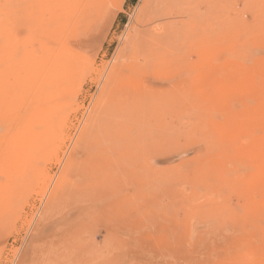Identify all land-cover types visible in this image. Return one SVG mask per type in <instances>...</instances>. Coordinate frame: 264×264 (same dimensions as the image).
<instances>
[{
	"label": "rangeland",
	"instance_id": "obj_1",
	"mask_svg": "<svg viewBox=\"0 0 264 264\" xmlns=\"http://www.w3.org/2000/svg\"><path fill=\"white\" fill-rule=\"evenodd\" d=\"M13 1L15 0H0L2 4L0 7V23H2V26L0 25V93L2 94L0 96L3 98L1 101L0 97V167H2L0 171L3 172V174L0 172V185L5 184V186L0 189V198L2 199H0V264H264V186H262V188L259 187L261 182H259L258 175H256L258 173L257 170H260L261 165L264 164V160L255 159L253 161V158L250 159V157L241 155V152L248 153V150L250 154L252 151L254 152L255 144L253 134L263 135L264 129L260 128L262 127L261 125L259 127L256 126V130V127L248 128L246 131L237 129V135L235 137L237 141L236 145H225L216 137L215 132L211 130L212 128L209 122V120H221L225 108L222 107L223 111L213 108L206 113H197L198 111H194L195 114L192 112L193 115L191 114L192 117L189 118L190 114L187 112L186 116V111L182 108L184 105L183 103L185 101V103H187L188 101V99L183 98L184 94H181L180 100H166L165 103H174L176 101L177 104L174 103L175 105L173 106V104L170 103V106L164 103L162 105H165L164 108L162 107L163 109L156 108L157 114L155 112L156 109L150 110V108H148L149 110L147 109L148 111L146 110V113L144 110L133 113L134 116L130 114L131 119L129 120H133L135 123L132 122L135 125L127 120L128 118L125 120L126 125L120 135L126 134L132 137L133 134V139H140V136H142V130L140 129L145 128L147 132L144 130L146 133H143L144 136L146 135V139L143 137L144 140L148 139L147 141L151 140L153 142L152 139H156L157 137L154 142L157 143V141H159L162 151L160 148L158 149L160 154L158 157L159 159L156 160V158H154L151 160V163L162 168L165 172H163L164 176L159 182L155 180L156 178L153 175L150 176V174H147L148 176L146 178L148 182H146L148 184L151 183V185L149 184L146 187H150L151 191L153 190L154 192L146 190L149 194L146 198H142L141 200L138 199L137 196H134L138 201H134V198L130 200V204L132 201L137 204H133V213L131 214L133 231L126 233L123 228H117L118 235L123 238L121 242L115 244L105 242L106 238L110 239L112 237L117 239L115 228L110 227L114 235H109V233L106 234V227H103V224L113 218L112 214H110V210H108L110 203H104L100 200L97 204L99 205L98 209L94 211L92 207L89 212L84 213L81 217L77 216L78 209H82V207L89 208L93 202L99 199H107L116 192L117 189L119 190L123 187L125 181L121 175L123 171L119 172L120 169L115 170L118 172L116 175H112L111 179H116L115 176L120 173L119 175L121 176L118 175V177H121L123 181L117 177V180H120V182L117 180L112 181V186H110L109 179L108 183H106V185L109 184L111 188L116 186V188L114 187V189L111 190L112 192L109 190L111 188L108 187L104 188V191H102L104 185L101 186V188L98 187L99 189L97 188V190L93 187H91L90 190V187L87 186L85 188V185H81L77 188H70L73 191L69 189L64 195L65 198L63 197L60 200L61 202L58 200L53 203L54 205H49L48 203L49 194L61 174V171L64 169L68 153L74 145V141L83 126L82 124L90 113V110H94V103L97 100L101 88V84L98 82L99 76L102 72H107V70L119 60V55L122 53L121 51H125L124 48L126 47L129 35L134 34L135 29L143 28L139 26L137 21L143 11L146 9H151V12L154 11L152 13L151 24L146 26L150 27V29L152 28L154 32L155 30L158 31V33L162 31L161 35L166 33V35H164L166 37L162 36V38L167 39L164 41L165 44H158L160 45L158 50L163 54V59H160L163 64L158 66L155 71H152L154 73L148 79L151 85L154 87L165 85L168 87L171 86V89H176L179 82L184 81L188 84L187 86L194 90L199 79H202L207 85L209 84L211 86L213 83L212 81L215 80L216 77L222 75V78H220L226 80L234 75L233 77L238 78V80L240 79L239 82L245 81L246 79H249L251 82L252 79L251 83H253L254 91L252 90L253 87H251L252 84H248L249 82H247V86L237 85V88H239V92H237L239 94H241V92L245 94L246 92H248V94L250 93L249 97L246 96L248 95L246 94L244 98L248 97L246 101L252 103L253 101L250 99L252 96V98H256V94L259 95L261 93L262 96H264V78L260 81L261 77H264V0H215L216 3L218 2L220 4L218 5L222 10H219V13H215V16L217 14V18L213 14L207 13L208 8L205 0H178V2L176 0H173V2L172 0H107V6L96 18V23L92 30L85 34L87 36L84 37V40L80 38L84 36V34H79V36L74 39V44L79 50L78 68L80 71L76 78H74V83L72 82L71 85L67 86L63 95L65 92L66 94L60 99L61 103L62 101L63 103L59 107L61 110L56 115L58 116L61 113V117H57L56 120L57 122L61 121L59 124H62L58 125L55 122L54 126L60 127H57V129L55 127L54 132L57 133L52 135V141L50 140L47 143V149L44 148V151L38 155L39 158L37 155L34 157V154L32 155L30 152L29 154L28 145L23 143V139V141L20 140L24 134L23 130L25 131L26 128L23 122L28 114V110L25 109L28 104L29 92H27V94L24 92L21 94L22 91L19 88L21 84L19 85V83L22 78L20 77L18 82L20 76L18 73L20 71L22 75L23 69L18 63L26 62L27 59L24 58L26 51L33 50V53L30 51L31 54L38 55L42 52L41 46L43 42L45 45H52L55 43L53 39L54 36L44 29L47 27V18H49V20L51 19L50 21H52V18L51 14L50 16L48 15V8L42 6V8H36L38 10L40 9V12L37 13L30 9L29 15L26 16L28 18H25V22H23L24 18L20 17L21 14L15 13L17 11H14V9L10 7ZM16 2L18 4H16V7L20 13H22L23 9H27L24 5V0H16ZM197 6L199 7L198 11L200 13L195 15L193 12L197 9ZM225 7L228 8V10L223 9ZM225 10L229 12L226 13L227 11L224 12ZM212 17L216 21L217 19L220 20V27L218 29L220 36L218 35V41L216 35V42L212 37H215L214 34L218 31H216L214 26H210L214 23ZM202 18L205 20H202ZM1 19H3V22H1ZM226 20H230L231 22H227ZM216 21L214 25L217 27L218 21ZM208 22V26L214 29L207 26ZM39 25L43 26V28ZM226 25L229 29L225 28ZM205 26L206 28L208 27L207 29L210 34L211 30H215V32L212 31V36L206 32L208 37L209 35L211 36L210 38L212 39L210 40H206V34L204 36ZM168 27L170 28L169 30ZM46 32L49 33L48 36H53V40L50 36H47ZM3 33H5V35ZM187 38L189 39L188 41ZM203 39H205V41ZM201 40L204 42L202 43ZM193 41L195 44L192 43ZM208 41H212L211 43L216 47L219 45L218 48L220 50L215 48L217 51H220H218L219 53L217 52L218 55L216 54L218 57L215 55L218 61L215 60L213 54L210 55V58L213 57L214 62L213 59L210 60V58L206 60L207 55L209 56V54L206 55L207 52H203L206 58L203 57L201 53L198 55L197 52L195 53L193 47L199 49L198 46H202V48L204 47L206 50L207 48L213 50V45L209 44L211 46L208 47V44H206ZM161 42L163 43V41ZM7 44H10V47ZM14 45L16 46L14 47ZM27 45L28 47H26ZM148 45L149 44H146L141 48H137L131 55L126 53L124 59L126 61L132 59L138 64L144 63L150 49V45ZM152 46L157 48L156 44ZM233 48L236 49L233 50ZM214 50L213 52L215 54L216 50ZM200 51L202 52L203 50ZM231 51L232 53H230ZM178 54H180V57ZM231 54L235 55L234 60L236 59V63L238 64H236L235 61L234 64L232 63L233 56L229 57ZM121 57L123 58V56ZM203 58H205V60H203ZM228 58H232V62H229L228 60L230 59ZM23 63L22 65H24ZM197 63H200L199 66H196ZM207 63H210L211 67L214 66V68L208 69V67H205L206 69L204 72L208 73L207 75H203L204 72L202 67L203 65H207ZM218 63L223 65L222 68ZM228 63H231L233 67L235 66L234 69H232V66H227L226 64ZM241 63H243V66ZM6 65L8 66L6 67ZM157 65L156 62L155 67ZM193 65H195V69L190 70V67L193 68ZM200 66L201 70L198 68ZM17 68L18 73L16 71ZM222 70L223 73L221 72ZM210 71H212V73ZM233 72L237 73L234 74ZM253 73L256 77L260 76V78L255 79ZM256 74H258V76ZM195 75L198 76V80ZM247 76L248 78H246ZM191 77L193 80L190 81ZM202 77L205 78L203 79ZM256 80H258V82ZM16 86L19 91L16 89ZM210 86L209 90L211 91H209V94L213 95L217 87L214 88ZM245 88L247 91L244 90ZM249 88H251L252 91H250ZM258 89L259 91H257ZM14 90L17 92L15 95L13 92ZM235 90L233 91L232 89V91H230L236 94ZM25 94L26 96L22 98V101L21 97ZM18 95L20 100L18 101L17 99L16 102L18 103L14 105L15 96ZM237 95L230 98L228 103L230 106L227 107L230 109V112L234 111L235 114L243 111L245 105L249 104H245V99L242 98L241 95H239L241 97H237ZM4 101L7 104H5ZM21 101L24 103L26 102L25 104L23 103L24 106L22 104V109L20 108L21 105L20 107L18 106V104H21ZM210 103L216 106L215 103ZM253 104H255V102H253ZM177 105L178 107L180 105L179 109ZM17 107L18 109H16ZM9 108L10 110H8ZM159 110H161L160 113H158ZM7 111L10 112L6 114ZM150 112L152 114L151 116L149 115ZM183 115L185 117H182ZM140 116L146 118V120H143V123L144 121L148 123L146 125L142 124L143 127L140 126L141 121L138 118ZM148 117H150V120L147 119ZM159 117L161 118L160 120ZM127 121L130 123L128 124ZM164 123L168 128L167 131L165 130L166 133L163 129L162 131L165 135L167 134V136L170 137V140L163 142V138L165 137L164 140H167V136H163V133L162 136H160L161 134H158V131H160L161 125L165 126ZM171 124L172 126L175 125L174 129L171 127L175 130V134H173L174 136L172 137L170 135L173 131L168 132V130H171V128H169ZM147 125L150 126L148 127ZM139 126L141 128L138 129ZM109 127H106L105 131H107ZM130 128L135 129L131 130ZM104 129L105 127H101L100 131L103 132ZM260 129L263 132H261ZM108 130L113 133L110 128ZM105 131L103 132L104 138L106 139L107 137L110 142L114 141L116 135L113 133L105 137ZM132 131H135V134L132 133ZM162 131H160V133ZM137 133L138 136H136ZM113 135L114 137H112ZM101 136H97V142L106 143L105 139V141L101 140L103 138H101ZM117 137L120 139L115 141L119 142L122 138L120 136ZM158 137H161V139L158 140ZM53 139H56L55 142ZM176 141L177 143L174 144ZM263 143L264 142H262V144ZM51 144L55 146L51 148ZM262 144L260 145V149L264 152ZM130 146V148L133 149L135 147V141H133V143L131 142ZM164 147L166 149H163ZM167 148L170 150H167ZM23 149L27 153H24ZM21 150L24 157L25 155L27 157V154H29L30 157L27 158L29 161H32V163H29L30 167H23L21 171H19L16 169L15 165L18 166L19 164V162H17L18 158H20V160L24 159V157L22 158V153L20 154L19 152ZM109 151H107L108 156ZM117 152L119 153V151ZM117 152L113 154L110 151V155L113 154L112 157L116 158L118 161L115 162V165H119V163L121 165L123 163L122 158L124 159L123 164L130 163L132 165L136 163L133 162V158L131 159L129 156L128 159L125 160L127 155L123 153L125 152L123 149L120 150V153L122 152L125 157L121 155V158ZM13 153L18 156L17 161L14 160L16 158ZM151 153L153 152L151 151ZM32 157L35 159L34 162L36 163L33 162ZM11 158L13 159L11 160ZM25 159L24 161L21 160V162H25ZM38 161L41 162L38 163ZM28 162L26 161L27 164ZM260 162L261 164L258 166ZM8 164L9 166L12 165L11 169ZM115 171H113L114 174ZM123 177L126 178V176ZM254 178H256V180ZM21 179H23V183ZM154 181H156L158 188ZM113 182H115L116 185H114ZM126 182L128 183L131 181L127 179ZM130 185L133 187V183H130ZM126 186H129V183L128 185L126 184ZM92 188L95 191L92 190ZM75 189L76 192L74 194L79 193V195L74 196V194H72ZM87 189H89L90 192L87 191ZM84 190L86 194L89 192L87 197L86 195H84L85 197L82 196L85 192ZM102 192L107 194L105 195V193ZM158 192L160 193L158 194ZM90 194L93 195V197H91ZM95 194L98 196L96 197ZM80 197H82V202L80 200L81 203L77 200L80 199ZM84 198L85 200H83ZM139 201H141V203ZM143 201L144 204L148 205L145 206L142 204ZM63 218L65 219L63 220ZM119 218L122 220L121 216L117 217V219ZM50 222H53L51 223V230L48 228V231L44 232L43 235L39 234L36 236L35 245L32 246V232L36 233L38 228ZM120 226L121 225H119V227ZM93 242L94 245L92 246ZM25 255L27 256L26 259L21 261L22 257ZM239 257L241 260L238 259Z\"/></svg>",
	"mask_w": 264,
	"mask_h": 264
},
{
	"label": "bare ground",
	"instance_id": "obj_2",
	"mask_svg": "<svg viewBox=\"0 0 264 264\" xmlns=\"http://www.w3.org/2000/svg\"><path fill=\"white\" fill-rule=\"evenodd\" d=\"M106 1L107 0H24V5L27 7V9L26 8L23 9L22 13H20L18 8L16 7V4H17L16 0L11 2L10 7H12L14 9V11H17L15 13H17V14L19 13V15L21 14L20 17L24 18V21L21 18V20L23 22H25V18L26 19L28 18L26 16L29 15V10L30 9L34 10L33 12L37 13V12H40V9L38 10L36 8H42V6H45V7L48 8L47 9L48 10L47 11L48 15L50 16V14H51V18H52V21H50L51 19L49 20V18H47V25H46L47 27L44 28V29L49 31L50 34H52L54 36L53 39H54L55 43H53L52 45H49V44L45 45L44 42H43V45L41 46L42 47L41 48L42 52L40 54H38V55L37 54L36 55L31 54V52L33 53V50L31 51V50L26 49V50H28V51L25 50L26 51L25 53L27 54V58H26V54L24 55L25 57L23 56L25 59H27L26 62H24V63L22 62L24 65H22V63H18V64H20V67H22V69H23L22 70L23 74L21 75L20 71L18 73V68L16 69L17 73L20 75L19 78H18V82L20 80V77L22 78L21 82L19 83V85L21 84L20 87H19L21 89V91H22L21 94L23 92L26 93V94H27V92H29L28 101H27L28 102L27 108L26 109L24 108L25 110H28V114L26 116V119L23 122V124H25L24 127H26V128H25V131L23 130L24 134L23 135L20 134V135H22L20 140H22V139L24 140L23 143L28 145L27 148H29L28 149V153L30 152L32 155L34 154V157H35V155H37V157H38V155H40L44 151V148L47 149L46 148L47 147L46 145H48L47 143L53 137L52 135L53 134L55 135V133H57V132H54L55 127H56V126H54L55 122L58 125L62 124V123L59 124L61 122L60 119H59L60 122H57V120H56L57 117H59V118L61 117V113L58 116L56 115L61 110V109H59V107L63 103V101L61 103L60 99L62 98V96H64L66 94V92H65V94L63 95L64 91L67 89V86L71 85L72 82L74 83V81H75L74 78H76V76L78 75V72L80 71V69L78 68L79 50L77 49V46L74 44V39L77 38V36H79V34H84V36L80 37V38H83V40H84V37L87 36L85 34L89 33L92 30L93 26L96 23L95 22L96 18L101 14V12L107 6L106 5L107 4ZM176 1L178 2V0H176ZM172 2H173V0H172ZM175 2H174V4H175ZM205 2H206V5H207V8H208V12L207 13H210L211 15L213 14L215 16V13H219V10H221V7L219 6L220 4L218 2L216 3L215 0H205ZM189 4H191V3H189ZM1 6H2V4L0 3V7ZM148 7H150V6H148ZM196 8L197 9H195V11L193 12V14H195V15L200 13L198 11L199 7L197 6ZM223 9H227L228 10V8H226V7L223 8ZM36 10H38V11H36ZM150 10L146 9L145 11L142 12V15L140 14V16L138 17L137 21L139 23V26H141L143 28L135 29L134 34L129 35L128 40L126 42V47L124 46L125 47L124 48L125 51L123 50L124 53H123V51H121L122 53H121V55H119L120 56L119 60L116 61L112 65V67L107 70V72H105V73L102 72L101 75L99 76L98 82L101 84V88L99 90L100 93H99V95L97 97V100L94 103V107L92 106L94 108V110H90V113L85 118V120H84V122L82 124L83 126L81 127L80 132L78 133V135H77V137H76V139L74 141V145H73L71 151L68 153V156H67V159H66L67 161L65 162L64 169H63V171H61V174L59 175L55 185L53 186V188H52V190H51V192L49 194L50 196H49V202L48 203L50 205V204L55 203L58 200L60 201L64 197L65 193L69 191L70 188H77L78 186L85 185V188L88 186V187H90L89 188L90 190H91V187H93V188H95L97 190L98 187L101 188V186H103V185L105 186L106 183H108L109 179L111 181V182L109 181V184H110V186H112L111 185L112 181L117 180V177L120 174V173H118L117 176H115L116 179L114 177H113L114 179H111L112 175H116V173L118 172V171L116 172L115 170L120 169L119 172L123 171L124 175L121 173L122 178H124V181H125V183L127 185L129 183V186H126L125 183L123 185V183H122L123 187L121 185L122 188H120L119 190L117 189V191L114 192L107 199H99L98 201L93 202L92 205L89 206V208L82 207V209H78L77 210L78 211L77 216L81 217L82 215H84V213L89 212V210L92 207L94 208V211L96 209H98L99 205H97V204L99 203L100 200L103 201L104 203H110L108 210H110V214H112L113 218L110 217L112 219L108 220L107 222L105 221L106 223L103 224V227L104 228L106 227V234L109 233V235H114V233H113V231H112V229L110 227L115 228L116 233L118 231L117 228H119V229L123 228L126 231V233L127 232L130 233V232L133 231L131 214L133 213V210H132L133 207H134L133 204L134 203L136 204V202L133 203V201H132V203L130 204L129 203L130 200L134 198L135 199L134 201H136L137 198L141 199V200H142V198L143 199L146 198L147 195H149L146 190H148L150 192H154L153 190L151 191L150 187H148L149 189L146 187L149 184L151 185V183H149V184L147 183L148 181H147L146 177L149 174H150V176L153 175L156 178L155 180L157 182H159V181H161L160 179H162L163 176H164L163 172H165V171H163L162 168H159L156 165H153L151 163L152 159H154V158H156V160L159 159L158 157L160 156V154H159V150L158 149L160 148V150L162 151V148L160 147L159 141H157V143L154 142V140H156L157 137H156V139H152L151 138L153 140V142L151 140L147 141L148 139L144 140V138L146 137V135L145 136L143 135V133H145L144 130L146 131L145 128L144 129H140V130H142L141 131L142 136H140V139H136V140L133 139L132 138L133 134H132V137H130V135L128 136L126 134L120 135V133H122V130H124V127L126 125L125 124L126 118H128L127 120L131 119L130 114L133 115V113H138V112H141V111H144V110H145L144 112L146 113V110L148 108H150V110L151 109H156V108H162V107L164 108L166 104L170 105V106H171V104H173V106H174L175 105L174 103L177 104V102H176L177 99L180 100L181 94H184L183 98L184 99H188V101H187V103H185L186 101L184 103L181 102V103L184 104V105L183 104H181V105H183L182 108L186 111V116H187V112L190 114L189 118L192 117L193 114H195L194 111H196V112L198 111L197 113H199V112H205L206 113L207 111H209V110H211L213 108H217L218 110H222V107L225 108L224 111L222 110L223 113H222V119L221 120H216V121L209 120L210 126L212 128L211 130L213 132H215L216 137L218 139H220L225 145H236L237 141H236L235 137L237 135V129H241V130H245L246 131V129H248V128H251V127L255 128L256 126L259 127L260 125L262 126L260 128L264 129V96H262V93L259 94V95L256 94V96H257L256 98H252L253 96L250 98V99H252L253 102H255V104H253V102L251 103V102H247L246 101L247 98L250 96V93L248 94V92H246V94H248V95H246L245 93H242L241 90H240L241 94L238 93L239 92V88H237V85H244V86L246 85L247 86L248 84H252V86L251 85L250 86L253 87V83H251L252 79H251V82L249 81V79H246L245 81L244 80L242 81V78L240 77L242 82H239L240 79L238 80V78H235V77H233L234 75H232L231 78L223 80V79H221L222 78L221 77L222 75H221L220 76L221 78L220 77H216L215 80L212 81L213 83L210 86L209 84L207 85L204 81H202V79H199L197 75H195V77L197 76V80L199 79V81H198L196 86L194 85L195 86L194 90L191 87L187 86L188 84L185 83L184 81L179 82V84L176 87V89H171L170 88L171 86L168 87V86H165V85H162V86H159V87H154L153 85H151V83L149 82L148 79L154 73L152 71H155L158 66L163 64V63H161L162 61H160V59H163V54H161L160 50H158V48L160 46L158 44L159 43L165 44L164 41L167 40V39L166 38H162V36L166 35V33H163L164 35H161L162 34L161 30H160L161 31L160 33H158V31H156V30L154 32V31H152V28L150 29V27L146 26V25L151 24L150 22H152L151 18H152V13L154 11L151 12ZM193 10H194V8H193ZM227 10H225L224 12H226ZM150 12H151V14H150ZM155 12H156V10H155ZM228 12L229 11H227L226 13H228ZM200 17H197V18H200ZM215 17L217 18V14H216ZM212 19H213V22L215 23L216 20H214L213 17H212ZM2 20L3 19H1V22H3ZM202 20H205V19L202 18ZM217 21H218L217 27H216V25H214V23H212V25H210V26H214L216 28V31H218L216 34H214L215 37H212L213 40H215V42H216V39H215L216 35H217V38H218V35H219V30L218 29L220 27V22H219L220 20L217 19ZM229 21H227V22H229ZM50 22H52V23H50ZM1 24L2 23H0V25ZM200 24H202V23H200ZM208 24H209V22L207 23V26H208ZM231 24H229V25H231ZM39 26L41 28H43V26H41V25H39ZM210 26H208V27H210ZM169 27H168V30L170 29ZM232 27H234V26H232ZM204 28H205L204 36H205V34L207 35L206 32H208L210 34V32L206 28V26ZM210 28H212V27H210ZM225 28L229 29V27L227 28V25H226ZM196 29H198V28H196ZM212 29H214V28H212ZM200 30H201V28H200ZM3 31H4V29H3ZM45 31H44V33H45ZM212 31L213 30H211V34H213ZM213 32H215V30ZM170 33H167V34H170ZM196 33H197V31H196ZM3 34L5 35V33H3ZM48 34L49 33H47V36H48ZM210 35H209V37L207 35L206 40L212 39V38H210L212 35L211 36ZM49 36L52 39L53 36H51V35H49ZM195 36H197V35H195ZM164 37H166V36H164ZM160 40L163 41V43ZM188 40L189 39L187 38V41ZM203 40L205 41V39H203ZM203 40H201L202 43L204 42ZM217 40L219 41V38ZM45 41H46V39H45ZM194 41H197V40H194ZM194 41L192 42L193 44H195ZM211 42L208 41V43H206V44H208V47L213 45ZM235 42H236V40H235ZM9 43H12V42H9ZM50 43H52V42H50ZM13 44H15V43H13ZM146 44L150 45V46L148 45L150 49H149V51L147 53V57H146V60L144 61V63L138 64V63H135L132 59L130 61H129V59H128V61H126L124 59V57H126V53L131 55V53L134 50H136L139 47L141 48L142 46H144ZM155 44H156V47L158 45L157 48L152 46V45H155ZM199 44H201V43H199ZM209 44H211V45H209ZM7 45H9V47H10V44H7ZM15 46L16 45H14V47ZM218 46L216 47L215 45H213V50L215 48H218ZM26 47H28V45ZM198 47H199V49L197 48L198 51H197V49L195 47H193L194 50H195V53L197 52V55L201 53V55H202L203 52L204 53L207 52L206 55L209 54V56L207 55V58H206V55L204 56V54H203V57H205L206 60H209L210 55L213 54L215 56L216 54L218 55V53L220 52L219 48H218L219 52L215 49L216 51L215 50L214 51L216 53L214 54L213 50L210 49V48H209L210 50L208 48L206 50V48H204V47L202 48V46H198ZM233 47H236V46H233ZM4 48H5V46H4ZM229 48H227V49H229ZM235 49L233 48V50H235ZM200 50H203V51L201 52ZM234 52H236V51H234ZM178 53H180V52H178ZM230 53H232V51ZM180 54H178V56ZM234 54H231V56H229V57L233 56V62H232V58L231 59L228 58V59L231 60V61L230 60H228V61L232 62L233 64H234V61L236 63V59L234 60V58H235ZM121 56H123V58ZM216 56H215V60H216ZM164 58H165V56H164ZM205 58H203V60H205ZM212 59H213V62H214V58L213 57L210 58V60H212ZM124 61H126V62H124ZM216 61H218V60H216ZM228 61H226V62H228ZM12 62H13V60H12ZM156 62H157L158 65L155 67ZM1 64H4V63H1ZM197 64H196V66H199L200 63L198 65ZM236 64H238V63H236ZM207 65H210V66H207ZM207 65H203V67H204V69L202 67L203 72L206 69L205 67H208V69H211L212 67L214 68V66L211 67L210 63H207ZM218 65L219 66L221 65L220 66L221 68L223 66L222 64H219V63H218ZM226 65L227 66L228 65L232 66L231 63L230 64L228 63ZM226 65H224V66H226ZM241 65L243 66V63H241ZM7 66L8 65H6V67ZM6 67L4 66L5 69H6ZM20 67H19V69H20ZM234 67L232 69H234ZM190 68H191L190 70L195 69V65H193V68L192 67H190ZM198 68H200V70H201V66L198 67ZM215 68H216V65H215ZM228 69H230V68H228ZM232 69H230V70H232ZM200 70H199V73H200ZM241 70H242V68H241ZM212 71H210V72L212 73ZM232 71H234V70H232ZM232 71H230V72H232ZM221 72L223 73V70ZM237 72H235V73L233 72V73L236 74ZM182 73H184V72H182ZM188 73H189V71H188ZM188 73H185V74L187 75ZM207 73L204 72L203 75H207ZM211 73H209V74H211ZM244 74H247V73H244ZM256 75L258 76V74H256ZM244 76H246V75H244ZM253 76H254L255 79L256 78H260V76L256 77L255 74ZM202 78L204 79L205 77H202ZM246 78H248V76ZM262 78H264V77H261L260 81L263 80ZM191 80H193L192 77H191L190 81ZM256 81L258 82V80H256ZM18 82H17V84H18ZM195 82H196V80H195ZM247 82H249V83L247 84ZM209 86L210 87H214V88L217 87L215 89L213 95L209 94V91H211V90H209L210 89ZM16 89L19 91L17 86H16ZM232 89H233V91L236 89L235 90L236 94L234 92L231 93ZM260 89H261V87H260ZM226 90H227V92H226ZM244 90H246V88ZM249 90L250 91H252V90L254 91V87L252 88V90H251V88H249ZM257 91H259V89ZM13 92H14V95L17 94V92H15V90ZM1 94L2 93H0V95ZM26 94L23 95V97H21L22 101H23L22 98H24L26 96ZM237 94L241 95L242 98L248 96L247 98H244L245 102H246L245 104L249 103L250 105L249 104L245 105L243 111H241L238 114L237 113L235 114L234 111L230 112V109H228L227 107L230 106V105H228L230 98H232L233 96H236ZM239 95H237V97H241ZM263 95H264V93H263ZM0 97H1V101H2L3 98H2V96H0ZM17 99H18V101L20 100L19 99V95L15 96V101L14 102L12 101L13 103H15L14 105H17L16 104V103H18V102H16ZM256 99H257V101H256ZM166 100L167 101L176 100V101L174 103L170 102L171 103L170 104V103H165ZM22 101H21V104H18L19 107L21 105V107H20L21 109H22V104L24 103ZM210 102L215 103L216 106L212 105ZM4 103H5V101H4ZM164 103H165V105L162 106ZM5 104H7V103H5ZM24 104H23V106H24ZM1 105H2V102H1ZM7 107H8V105H7ZM179 107H180V105H179ZM179 107L177 105L178 109H179ZM175 108H176V106H175ZM201 108H202V110H201ZM16 109H18V107ZM8 110H10V108ZM199 110H201V111H199ZM12 111H14V110H12ZM9 112L7 111L6 114H8ZM155 112L157 114V109L155 110ZM160 112H161V110H159L158 113H160ZM192 112H194V113L192 114ZM156 114H155V116H156ZM149 115L150 116L152 115L151 112H150ZM112 117H114V118H112ZM182 117H185V116L183 115ZM1 118H3V117H1ZM138 118L141 121L140 122V126L141 127H143L142 124L143 125L148 124V123H145V121H144L145 124L143 123V120H146V118H143L141 116L138 117ZM157 118H158V116H157ZM147 119L150 120V117H148ZM160 119L161 118L159 117V120ZM132 121H130V122H132ZM130 122H128V124ZM137 122H139V121H137ZM163 122H164V120H163ZM166 122H168V121H166ZM170 123H168V124H170ZM172 124L169 126V128L172 127L174 129L175 125H173L174 126L173 127ZM140 126L138 127V129L141 128ZM57 127H60V126H57ZM57 127H56V129H57ZM101 127H105L103 132L106 130V127H109L110 130L114 133V135H116L115 137H114V135L112 136V137L115 138V140L120 139L117 136H120L122 139L119 140V142H117L115 140L110 142V140L107 139L106 135L109 136V134H113V133H111L108 130L109 129L108 128L107 131H105V134H104L105 137H106V139H105L104 136H103V132L100 131ZM167 128L168 127H166V124H165V126L161 125L160 131H162V129L164 131L165 130L167 131ZM172 128H171V130H168V132H172L173 131L171 133V135H170L171 137L174 136L173 134H175L174 133L175 130H173ZM130 129H129V131H130ZM134 129H131V130H134ZM256 129H257V127L255 128V130ZM261 129H260V131H261ZM160 131H158V134H161L160 136H162L163 131L161 133H160ZM166 131H165V133H166ZM100 132L102 133V136H101ZM156 132H157V130H156ZM261 132H263V131H261ZM98 133H100V134H98ZM132 133L135 134V131L134 132L132 131ZM99 135L101 136V138L103 137L101 140H103V141L106 140L107 144L103 143V142H100V143L97 142V139H98L97 136H99ZM152 135H153V133H152ZM164 135L165 134L163 133V136ZM15 136H16V133H15ZM136 136H138V133L136 134ZM147 136H148V134H147ZM165 136H167V134ZM18 137H20V136H18ZM168 137L169 136H167V140H164L165 139V137H164L163 138V142L170 140V137H169V139H168ZM55 138H56V136H55ZM141 138H143V139H141ZM253 138H254V144H255L254 152L251 150L252 153L250 154V152L248 150V153H246V152L242 153L241 152V155L250 157V159L253 158V161L255 159L264 160V152H262L261 149H260V145L262 144V142H264V134L263 135H256L254 133L253 134ZM160 139H161V137L160 138L158 137V140H160ZM55 140L53 139L54 142H55ZM101 140H99V141H101ZM133 141H135V147L132 149V148H130L131 147L130 144H131V142L133 143ZM172 143H173V140H172ZM176 143H177V141L174 142V144H176ZM154 144H156V145H154ZM263 144H262V148L264 147ZM54 146H55L54 144L53 145L51 144V148L54 147ZM162 146H164V145H162ZM24 147H26V146H24ZM166 147H167V145H166ZM48 148H49V146H48ZM168 148H169V145H168ZM168 148H167V150L171 149V147H170V149H168ZM122 149L125 151L123 153L125 155H127V157H125V155H123L122 152L120 153V150H122ZM163 149H166V148L164 147ZM109 150L113 154L116 153L117 151H119V153L118 152L117 153L120 155V157H121V155H123V157L126 158L125 160H127L128 156H129V158H131V159L133 158L132 161L136 162V163L132 164V165L130 163L123 164L124 163V159L121 157L122 161H123V163L121 165L119 163V165L122 167L121 168L118 164L115 165V162L117 161V159L112 157L113 154L110 155V151ZM107 151H109V156H108V152ZM151 151L153 153H151ZM19 152H20V154L22 153L21 155H22V158H23L24 155H23L22 150L19 151ZM24 153H27V152H25V150H24ZM29 154H27L28 158L30 157ZM13 155H14V153H13ZM119 155H118V157H119ZM8 157H7V159H8ZM14 157L16 158L14 160L17 161L18 156H16V154H15ZM27 157L25 155V157H24V159L26 158L25 162H21L22 159L20 160V158H18L17 162H19V164H18V166L15 165L16 169L21 171V168H23V167H25V168L30 167L29 163L30 162L32 163V161H29V159ZM115 157H116V155H115ZM12 159L13 158H11V160ZM24 159L22 161H24ZM32 160L34 162L35 159L32 157ZM26 161L27 162L29 161L28 162L29 165L26 163ZM39 162H41V161H38V163ZM34 163H36V162H34ZM260 164H261V162L259 163L258 166H260ZM8 166H9V164H8ZM11 166H9L10 169H11ZM0 168H2V167H0ZM113 171H115V174L113 173ZM0 172L3 174L2 171H0ZM257 172L258 173L256 175H258L259 182H261L259 184V187L262 188V186H264V164L261 165V169L257 170ZM18 173H20V172H18ZM30 173H32V172H30ZM5 175H6V173H5ZM121 175H119V176H121ZM123 176H126L128 181H131V182L127 183L126 182L127 179L125 177H123ZM118 178L121 179V177H118ZM254 179L256 180V178H254ZM21 180H22V183H23V179H21ZM121 180L123 181V179H121ZM117 181L120 182V180H117ZM117 181H116V183L118 184ZM156 181H154V183H155V185L157 187ZM4 183H5V181H4ZM113 183H114V185H116L115 182H113ZM130 183H133V187L130 185ZM109 184L106 185L105 187L103 186V190L102 191H104V188H106V187L111 188L109 186ZM0 186H1L0 189H2L3 186H5V184L4 185L1 184ZM6 187H8V186H6ZM114 187L116 188V186H113V188H111L109 190L111 191L112 189H114ZM128 187H130V188H128ZM93 188H92V190H94ZM89 189H87V191H89ZM70 190H72V189H70ZM80 191H82V190H80ZM94 191H91V192L95 193ZM75 192H76V189H75L74 192H72V194H74ZM105 192H106V190H105ZM105 192H102V193H105ZM93 193H91V194H93ZM159 193L160 192H158V194ZM80 194H81V192H80ZM87 194H86V191H85L82 196L85 197L84 195H86V197H87ZM106 194L107 193H105V195ZM75 195H79V193L78 194H74V196ZM97 196L98 195H96V197ZM134 196L135 197L137 196V198H135ZM72 197H73V195H72ZM91 197H93V195H91ZM81 198L82 197H80V199L76 198L79 201V203L82 202ZM6 199H8V198H6ZM90 199H92V198H90ZM148 199H149V197H148ZM80 200H81V202H80ZM83 200H85V198ZM139 202L141 203V201H139ZM84 203H85V201H84ZM142 204H144V201H143ZM138 205H139V203H138ZM144 205L146 206L148 204H144ZM141 207H144V206H141ZM48 208H49V206H48ZM119 216L122 217V220H120V218L117 219V217H119ZM64 219L65 218H63V220ZM111 221H112V223H111ZM51 223H53V222H50L47 225L41 226L40 228L37 229L36 233L32 232L33 233V241H32L33 244H32V246L35 245V241H36V238H37L36 236H38L39 234L43 235L44 232L48 231V228H50L49 230H51V225H52ZM119 225H121V226L119 227ZM31 237H32V235H31ZM114 237H116V236H114ZM116 238L117 239L112 238V237L110 239L106 238L105 242L109 243V244H115V243L121 242L123 240V238H121L118 235V233H117V237ZM93 245H94V242L92 243V246ZM26 257H27L26 255L24 257H22L21 261L25 260ZM238 259H240V257Z\"/></svg>",
	"mask_w": 264,
	"mask_h": 264
}]
</instances>
